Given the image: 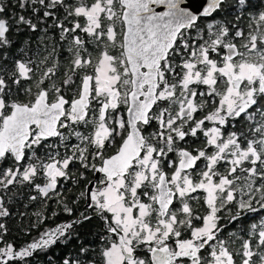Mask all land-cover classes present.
Returning <instances> with one entry per match:
<instances>
[{
	"label": "snow or ice",
	"instance_id": "obj_1",
	"mask_svg": "<svg viewBox=\"0 0 264 264\" xmlns=\"http://www.w3.org/2000/svg\"><path fill=\"white\" fill-rule=\"evenodd\" d=\"M186 5L0 0V264H264V0Z\"/></svg>",
	"mask_w": 264,
	"mask_h": 264
},
{
	"label": "trees",
	"instance_id": "obj_2",
	"mask_svg": "<svg viewBox=\"0 0 264 264\" xmlns=\"http://www.w3.org/2000/svg\"><path fill=\"white\" fill-rule=\"evenodd\" d=\"M24 203H26V200L24 197L20 199L19 203H16L18 209L14 212L12 211V217L8 219V226L13 230L12 235L16 238L17 242L20 240L25 239V237L20 234L17 230L21 227V224L23 223L25 226H27L28 219L24 218L22 221L21 218L19 217L18 213L21 211H24ZM11 209V207H10ZM13 209V208H12ZM35 209H33L34 211ZM18 211V212H17ZM32 219H35V217H32ZM68 218L65 215H61L58 217L55 221L53 220H48L46 221V224L51 227H55L57 223L63 222L67 220ZM97 222L93 221V225L89 227L82 228L81 231V237L80 240H73L69 245H56L53 247V249L47 254V256H41L38 260V262H34V264H47L48 258H54L55 260L59 261L62 258L69 257L73 254L74 250L76 247H78L79 243L83 242L86 245L95 247L99 245V240L96 238L95 233L98 231V229L94 226ZM33 234L35 235V230H33ZM227 234V232H226Z\"/></svg>",
	"mask_w": 264,
	"mask_h": 264
},
{
	"label": "bare ground",
	"instance_id": "obj_3",
	"mask_svg": "<svg viewBox=\"0 0 264 264\" xmlns=\"http://www.w3.org/2000/svg\"><path fill=\"white\" fill-rule=\"evenodd\" d=\"M206 3V0H187V7H189L194 12H199L202 10L203 5ZM163 8L158 9L157 11H162Z\"/></svg>",
	"mask_w": 264,
	"mask_h": 264
},
{
	"label": "flooded vegetation",
	"instance_id": "obj_4",
	"mask_svg": "<svg viewBox=\"0 0 264 264\" xmlns=\"http://www.w3.org/2000/svg\"><path fill=\"white\" fill-rule=\"evenodd\" d=\"M161 8H162V7H161ZM158 9H160V8H158ZM158 9H157V10H158ZM218 19H219V17H218ZM205 27H206V25H205ZM5 166H7V165H5ZM22 198H23V197H20V199H22ZM16 206H17L16 203H12V202L9 203V207H11V210H12V211L15 210L14 207H16ZM12 208H13V209H12ZM17 209H18V207L16 208V210H17ZM16 210H15V211H16ZM15 211H14V212H15ZM17 212H18V211H17Z\"/></svg>",
	"mask_w": 264,
	"mask_h": 264
}]
</instances>
